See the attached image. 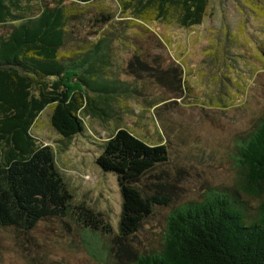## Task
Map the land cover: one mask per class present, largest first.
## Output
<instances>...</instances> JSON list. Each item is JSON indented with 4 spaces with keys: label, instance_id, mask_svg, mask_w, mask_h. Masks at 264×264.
Wrapping results in <instances>:
<instances>
[{
    "label": "trees",
    "instance_id": "1",
    "mask_svg": "<svg viewBox=\"0 0 264 264\" xmlns=\"http://www.w3.org/2000/svg\"><path fill=\"white\" fill-rule=\"evenodd\" d=\"M209 1L124 0L123 7L131 13L125 17L129 21L116 31L100 30L88 46L73 45L65 51L68 20L79 15L71 13L63 0H52L37 13L21 0H0V24L10 26L0 34V227L27 231L40 220L67 216L83 223L91 235L112 237L99 213L73 203L55 165L53 147L36 137L32 126L48 108L49 124L61 136L87 131L84 118L97 116L92 109L98 108L93 92L117 90L109 84L120 78L110 79L107 73L113 37L136 44L128 28L140 25L144 30V25L154 21L193 27L202 22ZM119 20L126 19H114L99 10L92 34ZM140 49L134 50L126 70L137 74L132 67L136 63V69L142 68L151 77L152 68L142 59L146 53ZM173 77L179 80L178 68ZM103 97L110 106L107 113L101 109L105 116L120 113L119 95L113 100ZM155 99L160 104L165 98ZM98 145L95 164L114 174L121 204L114 239L104 250L93 251L100 256L97 264H264V110L236 140L233 184L207 185L198 198L173 204L169 194L175 184L166 181L170 175L165 168L169 155L164 141L150 144L118 126ZM164 207L169 210L159 242L148 247L128 243L142 222Z\"/></svg>",
    "mask_w": 264,
    "mask_h": 264
},
{
    "label": "rangeland",
    "instance_id": "2",
    "mask_svg": "<svg viewBox=\"0 0 264 264\" xmlns=\"http://www.w3.org/2000/svg\"><path fill=\"white\" fill-rule=\"evenodd\" d=\"M123 1L63 0L71 13L79 15L68 20L63 49L88 46L103 29H119L129 21L125 17L131 16ZM21 3L37 13L40 6L52 4V0ZM99 10L126 20L106 25L93 35L97 24L93 18ZM144 26V30L140 25L128 28L129 36H134L130 40L136 44L124 39L120 42L115 36L109 43L112 54L108 78L118 75L120 79L109 84V88H117L110 94L93 92L98 108L92 109L97 116L84 118L87 131L61 136L49 124L48 108L41 111L31 130L53 147L55 165L72 193L73 203L99 213L112 230V237L91 235L83 223L77 224L67 216L40 220L27 231L0 227V264H97L100 256L93 251L104 250L114 239L121 197L114 174L101 171L94 159L100 151L98 143L118 126L147 143L165 142L169 155L165 168L170 175L166 181L175 184L169 194L171 204L198 198L207 185L233 184L236 140L264 110V2L210 0L202 22L193 27L161 21ZM9 30V24H0V34ZM140 47L146 53L142 59L152 68L151 77L142 68L136 69V63L132 67L137 74L126 70L134 50ZM101 66L107 68L106 63ZM176 68L178 81L173 77ZM118 95L120 113L105 116L101 109L107 113L110 106L104 104L103 96L113 100ZM161 96L165 99L156 104L155 98ZM168 210L156 209L142 222L136 237L127 239L128 243L155 246L164 231ZM114 245L117 248V241Z\"/></svg>",
    "mask_w": 264,
    "mask_h": 264
}]
</instances>
